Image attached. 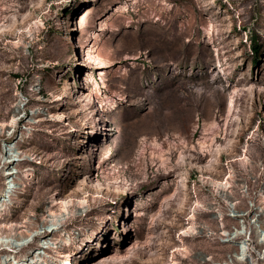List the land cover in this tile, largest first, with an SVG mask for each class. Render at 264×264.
Instances as JSON below:
<instances>
[{
  "label": "rangeland",
  "instance_id": "1",
  "mask_svg": "<svg viewBox=\"0 0 264 264\" xmlns=\"http://www.w3.org/2000/svg\"><path fill=\"white\" fill-rule=\"evenodd\" d=\"M0 128V237L31 241L0 264H264L229 236L264 219V0H0Z\"/></svg>",
  "mask_w": 264,
  "mask_h": 264
},
{
  "label": "bare ground",
  "instance_id": "2",
  "mask_svg": "<svg viewBox=\"0 0 264 264\" xmlns=\"http://www.w3.org/2000/svg\"><path fill=\"white\" fill-rule=\"evenodd\" d=\"M64 89L66 90V86H64ZM68 89V88H67ZM22 103V100L19 98V100L16 102V104H15V106H14V117L12 118L13 119V122H16V119H15V116L16 115H18L19 113H20V109H21V107L23 106V104H21ZM231 110H232V101H230L229 103H228V106H227V112H228V115L231 113ZM38 113V112H37ZM17 117V116H16ZM55 119V118H54ZM56 120L57 121H61L62 120V116H61V114H58L57 116H56ZM15 124V123H14ZM1 129V128H0ZM229 142V141H228ZM231 144H232V142H229L228 143V145L229 146H231ZM9 146V145H8ZM15 146V148H12L11 149V157H17V159L16 160H19V158L21 157V151H20V148L17 146V145H14ZM228 146V147H229ZM232 147V146H231ZM10 148V147H9ZM6 149V148H5ZM225 149H227V147H221V146H218L217 148H216V152H215V154L214 155H212V157H211V159L208 161V163L206 164V165H197L196 163V168L198 169V171L200 172V173H202L203 171H205V170H211L212 172L213 171H215L216 170V167H217V165H218V160L220 159V155H221V151L222 150H224L225 151ZM229 150V149H228ZM23 154V153H22ZM244 157H245V154H244ZM242 158V157H241ZM0 159L1 160H4L3 159V155H2V153L0 152ZM5 162H8L6 159L4 160V163ZM10 163V162H9ZM16 163V162H15ZM179 165H185L184 164V158L183 157H180V160H179ZM16 166V165H15ZM14 166V167H15ZM195 166V165H194ZM6 168V169H5ZM4 168V170H6V173L5 174H18L16 171H11L12 169L11 168H8V167H5ZM185 168V167H184ZM210 171V172H211ZM31 174V173H30ZM6 181V182H5ZM5 181H4V187L5 188H7V190H6V193L5 194H3V196H2V198H0V218H2L3 216H4V212H3V210H2V208H3V204L4 203H6V198L7 199H9V197L12 195L11 193L14 191V189L16 188L15 187V182H14V180H13V178L12 177H6L5 178ZM82 181H85V180H82ZM210 184H212L214 187H216L218 190H222V189H225L226 188V186H227V184H228V181H227V179L224 181V182H222V181H215V180H212V179H210ZM84 187V182H82L81 184H80V188L82 189ZM95 188L97 189V190H99L100 188H102V187H100L99 185L98 186H95ZM187 189H188V185H187V172H185V171H182L181 173H179L178 174V176H177V181H176V188H175V191L176 192H181L182 193V199H181V201H180V203H179V206H178V210H181V209H183V206H184V201H185V199H186V191H187ZM217 189H216V191H217ZM117 191H120L119 189L117 190ZM2 192H4V190H2ZM260 194V193H259ZM261 197H264V190H262L261 191ZM10 200V199H9ZM55 201V200H54ZM53 201V202H54ZM83 201H80V203H82ZM59 204H60V208H61V210L63 211V214H60V215H56L55 213H53V212H51L50 210H48L49 211V214H48V216H49V222H50V226H52L51 228H50V233H52V231H55L56 229H57V226H59L60 225V223L63 221V217L64 216H68L69 215V212H68V201H59L58 202ZM261 211L262 212H264V208H262L261 209ZM219 217H222V215L221 214H219ZM189 219L191 220V222H189L188 223V226L186 227V229L185 230H183L182 232H181V234L180 235H184V236H186V235H190V233H192L193 231H194V219H195V215H194V212L189 216ZM188 221V220H187ZM257 222V221H256ZM187 224V223H186ZM253 224V223H252ZM258 224V225H257ZM257 224H254L255 225V233H256V237H257V239L258 240H260L261 242H264V219L263 220H259L258 221V223ZM244 230V231H243ZM94 232H96V231H94ZM27 233H28V231H27ZM98 233V232H97ZM167 234V233H166ZM244 235V237L247 235V233H246V230H245V226L244 225H242V228L240 229V230H235V232L234 233H232V234H229V236H230V239L232 240V238L234 237V238H236L237 236H239V235ZM32 235H30V237H31ZM33 236H37L39 239H37L38 240V242L41 240V238H40V236H38L37 234L36 235H33ZM90 236V235H89ZM29 237V239L31 240V238ZM92 237V236H91ZM189 237V236H188ZM5 239H3V236L2 237H0V245L1 244H3L4 246H5V248L3 247L1 250H0V252L1 251H3L4 249H6L7 251H8V249H9V252H11V253H17L18 254V252L16 251L18 248H20L19 249V251L22 249V248H24V247H26L28 244H30V242L31 241H29V242H27V243H25V244H23V241L24 240H26V237H24L23 235H20V234H17V235H15L14 237H7V236H5L4 237ZM10 238H11V240H10ZM13 238V239H12ZM166 238V237H165ZM178 238H179V236H178ZM92 239V238H91ZM229 239V240H230ZM89 240V239H88ZM164 240V239H163ZM93 241V240H92ZM165 241V240H164ZM164 241H162V242H164ZM55 242V241H54ZM54 242H51V244L50 245H52ZM180 242H181V245H179V247H177L174 251H178V252H183L184 253V251H186V247L184 246V244H183V240L180 238ZM50 243V242H49ZM166 243V242H165ZM160 244V243H159ZM235 247H236V251H237V255H236V259L237 260H239V261H242L243 259H244V256H245V254H244V252H245V243H244V241L242 240V241H239V242H235V243H232ZM49 244L48 243H46V247H42V246H44V245H42L40 248H49V246H48ZM8 249H7V248ZM52 250V249H51ZM54 250V249H53ZM157 251V250H156ZM55 252H58V251H55ZM157 254V256L155 257V258H152V257H150V258H148L145 262H154L155 260H157V261H160V253H159V251H157L156 252ZM132 254V253H131ZM11 256V255H10ZM234 256V255H233ZM128 257H130V254H129V256H115V257H112V258H106L105 256L104 257H102V259H101V261H100V264H124V262L128 259ZM12 258H13V260H15V257L14 256H12ZM4 260H5V258H4ZM30 260L35 264V263H39V262H42L43 261V259H42V256H40L39 254H36L35 256H33V257H31L30 258ZM7 261V260H6ZM6 261H4L3 262V264H6ZM63 261V260H62ZM61 261V262H62ZM68 262H69V260H67ZM141 262V261H140ZM143 262V261H142ZM141 262V263H142ZM168 263L167 264H178V262L176 261V260H174L173 259V257H170V259H169V261H167ZM23 264H25V262H22ZM161 263V262H160ZM14 264H17V262H14ZM162 264H164V263H162ZM165 264H166V262H165ZM222 264V263H221ZM223 264H232V262H229V261H227V262H224Z\"/></svg>",
  "mask_w": 264,
  "mask_h": 264
},
{
  "label": "built area",
  "instance_id": "3",
  "mask_svg": "<svg viewBox=\"0 0 264 264\" xmlns=\"http://www.w3.org/2000/svg\"><path fill=\"white\" fill-rule=\"evenodd\" d=\"M21 162V161H20ZM244 192L245 193H247V188L244 190ZM234 205L235 204H233L232 206L234 207ZM259 215H256L255 216V218L253 219V218H251V219H253V221H252V223H254L255 221H257V223H258V219H257V217H258ZM256 223V224H257ZM258 225V224H257ZM245 226H246V228L248 229L247 231H246V233H247V235L245 236V238H243V240H244V243H245V252H244V254H245V256H244V262L245 261H248V262H251V255L252 254H255L254 253V248H255V246H258V245H261V241L260 240H257V238H256V242L255 241H253V236H252V228H251V223H248V224H245ZM255 228V227H254ZM242 236V235H241ZM257 254V253H256ZM258 260V259H257ZM261 260V259H260ZM251 264V263H250Z\"/></svg>",
  "mask_w": 264,
  "mask_h": 264
},
{
  "label": "trees",
  "instance_id": "4",
  "mask_svg": "<svg viewBox=\"0 0 264 264\" xmlns=\"http://www.w3.org/2000/svg\"><path fill=\"white\" fill-rule=\"evenodd\" d=\"M254 52H256V49H254Z\"/></svg>",
  "mask_w": 264,
  "mask_h": 264
}]
</instances>
